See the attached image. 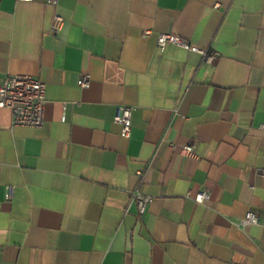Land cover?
<instances>
[{"label":"crops","instance_id":"1","mask_svg":"<svg viewBox=\"0 0 264 264\" xmlns=\"http://www.w3.org/2000/svg\"><path fill=\"white\" fill-rule=\"evenodd\" d=\"M11 75L46 104L40 128L0 109V264H264V0H0Z\"/></svg>","mask_w":264,"mask_h":264},{"label":"built area","instance_id":"2","mask_svg":"<svg viewBox=\"0 0 264 264\" xmlns=\"http://www.w3.org/2000/svg\"><path fill=\"white\" fill-rule=\"evenodd\" d=\"M18 2H31L32 0H16ZM57 0H49V4L55 5ZM217 7V6H216ZM61 23L59 16H54L51 30L55 32ZM149 32H143V36ZM167 44H172L184 50L198 53L202 56L203 61L211 64L217 57L214 51L200 50L194 46H190L184 40L171 34H159L157 37V47L164 48ZM90 83L89 75L82 74L77 85L80 88H88ZM45 84L29 75H11L6 76L0 84V109H8L10 112V122L13 127L40 128L44 123L45 113ZM133 108L129 106L119 105L115 108L113 122L120 125V135L129 138L131 133V115ZM264 129V125L261 126ZM170 148L174 149L175 145L170 144ZM181 154L192 157L193 149L190 146H184L180 149ZM260 176H264V171L260 172ZM12 189L7 188L5 200H10ZM206 198L204 193L197 194L196 202H203ZM132 199L137 204L138 212L143 215L146 207L151 203L152 198L140 194L137 190L132 193ZM238 228L243 229L248 225L258 224V219L252 212H247L245 216L232 222Z\"/></svg>","mask_w":264,"mask_h":264}]
</instances>
